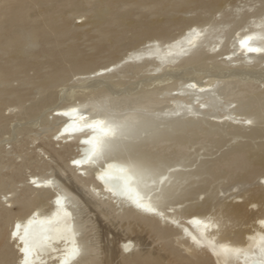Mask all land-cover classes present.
Listing matches in <instances>:
<instances>
[{
	"label": "bare ground",
	"instance_id": "obj_1",
	"mask_svg": "<svg viewBox=\"0 0 264 264\" xmlns=\"http://www.w3.org/2000/svg\"><path fill=\"white\" fill-rule=\"evenodd\" d=\"M55 1L57 0H0V108L13 98V104H8L7 109H21L24 95L18 89L17 83H33L29 76L21 78V75L30 70L40 72V66L31 59L34 60L53 39L59 44L62 38H67L72 33L60 31V26L52 24L48 17L41 18L39 15L32 18L29 15V8ZM172 2L175 4L170 5L172 9L167 8L169 11H175L182 2L187 3L186 0H173L170 3ZM168 3L169 1L163 4L160 0H155L154 3L140 0L136 13L132 8L120 7L121 14L117 19H105L106 22L109 21L107 27L102 29L94 46L125 37V30L117 28L120 25H117V20L160 15L166 10ZM93 4L100 7V13H104V10L116 3L96 0ZM250 14H257V19L250 20L248 26L237 30L232 44L234 49L230 51H225L227 44L223 42L229 28L212 27L213 25L208 27L211 23L204 15L203 18L210 24L205 23L207 27L203 26L204 22L202 25L197 24L202 17L200 13L189 17L192 23L187 24L189 26L183 29L180 36L164 44L161 42L171 34L158 29V26L157 29L150 30L148 33L152 37L151 45L144 49L130 50L119 61L113 60L99 65L97 60L90 59L75 63L73 65L76 67L72 68L67 62L70 61L71 54L74 57L75 51L73 45L68 47L61 58L63 66L42 75L38 79L37 88L40 94L56 83L68 82L72 72L86 75L78 82L85 85L93 83L90 86L95 87L87 93L71 89L57 98L65 100L66 103L59 105L57 102L58 106L51 110L52 119H60V126L52 134L51 140L58 144H74L76 147L77 154L66 163L74 171L76 182L71 181L69 185L57 173H46L42 166L39 172L25 179L28 189L35 196L27 204L28 210L24 211L26 204L21 202L22 194L18 193L14 183L3 177H19L21 167L6 173L12 167V157L0 139V264H25L26 258L29 264H92L90 260L95 256L97 248L89 231L90 216L83 215L81 207H87V203L83 205L81 192L87 197V202L102 208L101 211L98 210L102 216L121 212L123 218L134 212L145 217L149 227L157 231V238L164 239L170 249L179 250L177 246L186 249L188 254L177 258L179 264H264V212L257 211L258 203L264 204L263 189L254 191L246 202L233 201L224 206L221 214L223 217L208 213L205 208L207 197L202 202L186 206L183 210L188 211V214H183L182 209L176 207L177 203L195 191L194 184L198 180L195 177L201 176L203 179L198 181H204L207 175H214L213 168L216 165L229 168L233 175L243 178L258 173L257 183L264 187L261 185L264 184V158H258L255 164L257 167L246 172L251 163V158L245 153L248 142L239 138L255 136L263 127V87H256L251 81L242 80L240 77L239 80H232L233 77H230L231 80L227 81L217 75L219 78L210 80L208 77L209 80L204 81L206 76L201 75L202 73L194 74L192 78L189 74L191 79L181 87H171L168 83L165 85L164 80H160L164 83L162 86H143L135 94L122 92L117 84L111 82L127 72L144 74L150 66H154L153 70L157 74L172 71L174 68L194 69L192 67L201 66L204 56L209 55V51L206 54V47L211 45L214 38L218 40L213 42L214 48H210L213 50L211 57L217 54L222 56V62L216 64L218 71L230 70L236 73L246 68L254 59H261L263 62L264 51H248V46L242 44V41L251 36L253 39L248 45L264 49V0L258 9L247 8L236 13L234 21L242 20ZM79 22V27L84 26L83 20ZM68 25L71 26L69 22ZM12 53L24 55L26 60L21 63L9 61L7 56ZM238 54L242 56L239 59ZM224 55L227 56L223 57ZM4 58L7 60L4 61ZM207 68L208 66L203 69ZM177 69L176 72L179 73L180 70ZM153 77L155 78L154 75ZM169 100L172 102L169 105L171 107L163 109L168 106L164 107L163 103ZM14 108H11L12 111ZM243 114L246 117L239 118ZM38 116L43 124L50 121L45 109ZM97 121H102L111 131L105 135L95 126ZM227 131L232 133L233 143L215 159H197L198 155L190 149L193 144L203 148L207 145L206 142L219 143ZM100 142L107 143L108 148L107 153L98 155ZM40 146L38 144L37 148ZM207 153L209 152L205 154ZM193 156L199 162L198 167L196 165L194 170L192 167L189 170L184 169L183 167L190 166L189 161ZM6 158L8 162L4 161ZM77 183L83 185L82 191ZM134 184L140 187V192L132 188ZM137 201L155 211L144 210L138 206ZM14 210L16 216L12 218ZM227 221L240 227L235 230L231 227L224 228ZM18 224L21 227L14 237L13 233L17 231ZM141 224L138 228L143 230ZM138 228H132V233H137V238L129 235L116 240L113 247L104 250L105 255L99 263L172 264L169 256L136 250V245L143 240ZM175 238L180 241L176 239L175 243ZM26 245L29 249L27 257L23 251ZM73 249L77 250V254H73Z\"/></svg>",
	"mask_w": 264,
	"mask_h": 264
},
{
	"label": "rangeland",
	"instance_id": "obj_2",
	"mask_svg": "<svg viewBox=\"0 0 264 264\" xmlns=\"http://www.w3.org/2000/svg\"><path fill=\"white\" fill-rule=\"evenodd\" d=\"M94 1L96 0L93 1L92 0H57L55 2H46L39 6H34L32 8H29V15L32 16V18L35 16L38 17L39 15L40 17L42 16L41 18L48 17L47 19L52 24H56L60 26L61 28L60 31H65L68 33L72 31V33L68 35L67 38L65 37L62 38L59 41V44L57 42H54L53 39L51 43L46 47L47 50L49 49L48 51L45 49L41 51L43 52V54H41V52L38 54V55L41 54V56L39 57H37L38 55L36 56L38 59H36V57H34L35 58L34 60L33 58L31 59L33 63H37L38 66H40L38 67L40 69V72H35V70L33 71L30 70L28 71V73L21 75V78H24V76L27 75L33 80V83L28 85L17 83L19 87L18 89L24 95L23 106L21 107V109L20 110L17 108L15 109L14 107H11L12 109L14 108L13 111L11 108L7 109L9 105L13 104L14 101L12 100L13 98L10 101H8L7 104H4L0 108L1 109L0 139L3 147H5L8 151H10V157H12V161L10 162V164H12V167L6 173H9L11 172V170H15L21 167V173L19 177L17 176L14 179H10L7 176H3V177L4 178L6 177L9 180V182L14 183L17 186L18 193L22 194L21 202L26 204V206L24 207V211L28 210L29 207H27V204H30L35 196V193H32V191L28 189L29 186L26 185L25 179L30 177L34 173L39 172L42 166L45 167L44 170L46 173H57V175H59V177L63 179V181L67 182L69 185H71L70 183L71 181L76 182L74 171L66 166L67 161L77 154L76 147L74 144H70V145L69 144L65 145L63 143L58 144L54 140H51L52 134H54L58 129V127L60 126V119H56V120L52 119L51 110L55 106H58V103L59 105L61 103L62 104L66 103L65 100L62 101L59 100L60 98L59 99L57 98L60 97L62 94L71 91V89L78 91L80 93L81 92L87 93L90 90L94 89L95 87L93 88L91 87L93 83H87L85 85L82 84V82H78V80L82 76L86 77V75L76 74L75 72H72V75L70 74L69 76V78H71L70 81L56 83L55 85L44 89V91L42 92L43 94L42 93L39 94V89L37 88V83L39 82L40 80L39 78L42 75H47L50 71H53L63 66L64 63L61 58H63L62 55L63 53L66 52L68 47L73 45L75 51L74 57L73 54H71L69 56L70 61L67 62L70 66L72 65L71 66L72 68L74 66L76 67V65L73 64L82 63L90 59L97 60L99 65L105 64L113 60L119 61L125 58V56L134 49L148 48L151 45L150 40L152 39L151 35L149 34L150 30H154V28L157 29V26L160 27L158 29L167 31L169 32V34H171L168 36L167 39L161 42L162 44H164L166 41L174 39L177 36H180V34L184 32L183 29L184 28L186 29L189 26L187 24L190 22L189 19L191 18V16L193 17V15L194 16L199 15V13L202 15L204 13L203 15L211 23V25L208 27H211L213 25L212 27L216 26L222 28L226 26L227 28H229L227 30L229 31L228 35L223 37V42H226L227 44L225 45V51H230L234 49V45L232 44L234 41V35L236 34L237 30L239 31L241 27L248 26V22L250 20L254 21L257 19V14H254L253 16L252 14H250L251 16L250 15L246 16L242 20H238L235 22L234 15H236V13H238L239 11H243V10L245 11L247 8L252 10L258 9L259 7L262 6L263 0H188V1L186 0L187 3L179 2L181 3V6L180 7L178 6V8L175 11L170 10L172 12L169 11V9L171 8L170 5L175 4V2L170 3L173 0H160L162 1L163 4L169 1L168 6H166L167 4L165 5L166 10L169 7L167 11L165 10L160 15H152L150 17L142 16L139 18L138 17L127 18L125 19V21L117 20L118 22L117 25L120 23V25H118L117 28L119 30H125L127 35L125 34V37H123V39L122 38L112 39L110 42H105L98 47L94 46L95 43L97 42L98 35L107 27V24L111 19L115 20L121 14L119 8L120 7H128V9L132 8L136 13V8L138 7V3L140 2V0H100V1H107L108 3L109 2L116 3L115 5H111L110 8L104 10V13L99 12L100 7L94 6L93 4ZM147 1L148 3L155 2V0H147ZM174 1H183V0H174ZM203 15L201 19L198 20L199 22H197V24L202 25L201 23L204 22V24L206 23L207 25H209L210 23L209 24L207 23L208 20L206 21V18H203L204 17ZM184 18L185 19L188 18V19L184 21L183 20ZM105 19L106 20L109 19V21L106 22ZM82 20L84 21L85 24L84 26L79 27L81 25L79 21ZM243 21L245 22L247 21V22L245 23ZM68 22L69 24H71V26L68 25ZM74 23H76V25ZM191 23L192 22H190V24ZM206 24L203 26L207 27ZM72 26L75 28H73ZM217 40L218 39L215 40L214 38V41ZM214 41H212L210 45L211 47L210 46L206 47V54L209 53V55L204 56V58L201 61V66L192 67L194 69L188 68L190 71L188 69H185L186 72H183L185 70L174 68L172 71L168 70L165 71L166 73L164 72L162 74H157V72L153 70L154 66H150L148 71H146L144 74H134L132 72L129 73L127 72L121 77L114 78L115 80H112L111 82L117 84L118 89H121L122 92L129 91L130 94H135L143 86L152 87L153 85H157V84H160L162 86L164 83H166L165 85H167L168 83L171 87H181L186 81L192 78V75L202 73L201 75L206 76L204 81L209 80V78L211 80L212 78L218 76L221 79L227 81L231 80L230 77H233L232 80H236L237 78L239 80L240 77L243 78L242 80L251 81L252 83H254L256 87L260 86L261 88L263 87L262 89H264V71H263L264 61L262 62L261 59H254V60L252 59L253 61H250V64L248 62L249 65L246 68L239 70V72L235 73L230 70L228 71L220 70L221 71L220 72L218 71L216 64L222 62V56L220 57L218 56L219 54H217L214 57H211L213 50H210V48L212 49L214 48L213 47L215 46V44L213 43ZM142 46L144 47L142 48ZM50 50L53 53H51ZM207 51L209 52L207 53ZM13 55L14 57H12ZM43 55L45 56L43 57ZM76 55L78 59H75L77 58ZM23 56L24 55L21 56L18 53H12L7 57L10 59L9 61L13 60L16 63H21L26 60L25 57ZM225 56L227 55H224L223 57ZM241 57H242L241 55L239 54L237 55L238 59ZM49 58L53 60H50ZM4 59H5L4 61L7 60V58ZM255 60L256 62H254ZM57 62H59V64ZM207 66L208 68L206 70L203 69ZM176 69L177 71L180 70L179 73L176 72ZM163 74L164 76H162ZM189 74L191 75V78ZM74 75L78 77L76 78ZM153 75L155 76V78L153 77ZM227 78H229V80ZM160 80L161 81L164 80L163 81L164 83L161 82ZM81 85L82 86L84 85V87H82ZM105 86H107V84H105ZM116 93L115 95L120 94V93L119 94ZM170 102H171L170 100L164 102L163 103L164 107L168 105L167 106L168 108L166 107L163 109H169L171 107L169 105L172 103ZM44 109L47 115L49 116V120H50L46 124H43L41 118L38 116V113ZM30 111H32L31 113L33 114L29 113ZM239 116H238L239 118L246 117V115L244 114ZM17 131L19 133H17ZM8 137L9 139L10 138L11 139L9 140ZM232 138H233L232 133L227 131L225 132L223 140L220 141L219 143L211 144L210 142H206L207 145L203 148H199L198 147L199 145L193 144L190 149L193 152H195L196 155H198L197 159H210V158L215 159L219 157L224 151H226V149H228L231 146V144L233 143ZM239 138L248 142L247 147L245 148V153L247 154V156L251 158L250 166L245 170L246 172H248L251 171L253 167H257V165L255 164L258 158H262V159L264 158V123L260 132L255 134V136L254 135L250 137L239 136ZM34 140L37 142L35 143ZM65 143H68V141H66ZM38 144L41 145L42 147L40 146L37 148ZM206 152L209 153L205 154ZM195 158L196 157L193 156L190 159L189 161L190 166L188 165L183 168L186 170H189L191 167L192 170L196 169L199 165V162L195 161ZM4 161L8 162V159L6 158L4 159ZM196 165L197 167L195 168ZM214 168H213L214 175H207L206 177L207 180L205 179L206 182L205 180L204 181L201 180L199 182L198 180L203 179V177L196 176L195 179L198 180L194 184L195 191L191 193V195H187L182 202L176 204L177 209L180 210L182 209L183 214L189 213L188 211L183 210L186 206L195 204L197 202H202L204 198L207 197V200L205 202V208L208 211V213H210L211 215H215L217 217V215L220 216L221 214H223L224 206L226 207V205H229L231 202L242 201V200L246 202L250 199L254 191L256 192L259 189H263L264 191V187H260V185H258L257 183L258 173L254 175H248L246 178H243L241 176H237L236 174L233 175L234 173L229 168L224 169L223 166L220 165H216ZM219 168H221L222 171ZM0 178H2L1 174H0ZM78 185L82 191L83 185L81 186L80 184ZM261 185L264 186L263 183H261ZM81 194L82 196L80 197L82 199V202L84 203L83 205H86L87 203V207H81L83 208L84 211L83 215L90 216L89 219H91V222L88 225L91 224L92 226L90 225L89 231L90 234L92 233L91 235L92 242L97 248V250H95L94 252L95 256L90 260L92 264L94 262H96L95 264H101L99 262L101 261V257H104L105 255L103 253L104 250L108 247H113V244L116 240H119L121 238H126L129 235L134 238L137 233L135 234L132 233V228L133 226L138 228V225L141 223H142L141 225H143L144 228L143 230H141L140 227L138 229L141 232L140 236L143 240L139 241L140 244L136 245V250H139L140 252L147 251L152 255L162 254L165 256H169L172 260V264H179V260L177 259L178 256L188 254L184 247L177 246L179 247L178 248L179 250L173 251L172 249H170L169 246L165 244L164 239L157 238L156 235L157 231H154L149 227L148 220L145 217L138 215L137 213L134 212L131 213L129 216H125V217L123 216V218L121 216L122 214L121 212L110 213L108 214V216H102L100 214L102 208L96 207L94 204H90V202H87L88 201L86 200L87 197L84 196L83 192H81ZM257 206H259V209L257 211H259L260 213L264 212V204L258 203ZM11 216L12 218L16 216L15 210L13 211ZM221 217H223V215H221ZM223 227L224 228L231 227L233 230H235L238 229L240 226L238 224L237 225L232 224L231 222L228 223L227 221L226 224L223 225ZM172 237L174 238V235ZM176 239L180 241L179 238H175V243H177ZM145 245L146 246L148 245V247L146 248Z\"/></svg>",
	"mask_w": 264,
	"mask_h": 264
},
{
	"label": "snow or ice",
	"instance_id": "obj_3",
	"mask_svg": "<svg viewBox=\"0 0 264 264\" xmlns=\"http://www.w3.org/2000/svg\"><path fill=\"white\" fill-rule=\"evenodd\" d=\"M253 37L249 36L247 37L244 41H242V44H244L245 46H248V51H264V49H259V48H253L251 46L248 45V42L250 40H252ZM248 123H251V121H248ZM96 127H99L100 128V131L103 132L105 135H107L108 132L111 131L110 128H107L106 126L103 125V122L102 121H97L96 122ZM95 151H96V148L94 147V152L93 154H95ZM77 163H79V161H77ZM138 203V206L139 207H142L144 208V210L146 211H149V212H152V211H155L153 208H151L150 206H147V205H144L142 203H140L139 201H137ZM20 225H16V229L17 231L13 233V236L15 237L18 233H19V229H20ZM25 235H27V231H25ZM23 251L25 252V256L27 257L29 255V249L27 247V245L25 246V248L23 249ZM73 254H77V250L76 249H73ZM25 264H29L27 258L25 259Z\"/></svg>",
	"mask_w": 264,
	"mask_h": 264
},
{
	"label": "water",
	"instance_id": "obj_4",
	"mask_svg": "<svg viewBox=\"0 0 264 264\" xmlns=\"http://www.w3.org/2000/svg\"><path fill=\"white\" fill-rule=\"evenodd\" d=\"M100 147H99V153L98 155H101V154H104V153H107L106 149L108 148V144L105 143V142H100ZM131 177V176H130ZM133 177V176H132ZM135 191H139L140 192V187L137 185V184H134L133 187H132Z\"/></svg>",
	"mask_w": 264,
	"mask_h": 264
}]
</instances>
